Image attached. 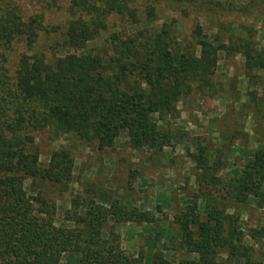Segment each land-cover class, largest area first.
I'll return each instance as SVG.
<instances>
[{
  "label": "trees",
  "instance_id": "obj_1",
  "mask_svg": "<svg viewBox=\"0 0 264 264\" xmlns=\"http://www.w3.org/2000/svg\"><path fill=\"white\" fill-rule=\"evenodd\" d=\"M163 1L0 0V264H60L66 253L76 264H143L145 254L129 253L121 234L106 230V223L109 216L115 222L153 223L157 214L127 206L117 215L81 191V199L74 198L65 213L74 224L58 225V197H52V188L67 192L76 158L71 146L61 144L43 164L36 136L38 131L50 138L71 133L103 148L125 133L133 149L172 146L171 120L180 117L178 102L213 86L219 51L229 46L226 39L209 38L200 22L190 32L192 40L188 32L181 37L185 33L176 16L156 24L170 9L187 17L202 11L206 17L213 0ZM58 7L64 14L55 20ZM113 19L122 26L107 31ZM234 47L264 67V55L251 39L240 38ZM253 115L258 122L260 114ZM197 144L196 151H187L197 191L169 227H181L182 244L199 256L172 263L155 252L153 264H220L223 253L230 261L250 257L236 210L251 195L264 205V146L256 148L239 173L227 176L228 150ZM27 178L40 182L42 192L31 189L37 196L25 189ZM172 199L164 198L163 204Z\"/></svg>",
  "mask_w": 264,
  "mask_h": 264
},
{
  "label": "rangeland",
  "instance_id": "obj_2",
  "mask_svg": "<svg viewBox=\"0 0 264 264\" xmlns=\"http://www.w3.org/2000/svg\"><path fill=\"white\" fill-rule=\"evenodd\" d=\"M215 1L206 17L202 11L200 15L194 13L187 17L179 10L170 9L156 23L162 26L166 18L176 16L180 19L178 27L185 33L181 37H187L188 32L189 40H192L190 32L195 23L200 22L209 38L217 37L219 42L226 39L229 46L219 51L213 86L205 88L203 93L194 90L178 102L180 117L171 120L175 133L172 146H166L162 151L147 147L133 149L126 134L122 133L114 145L102 148L96 142L84 144L71 133L50 138L48 132H37L36 140L43 164L48 163L52 150L61 144L71 146L76 158L74 180L67 192L59 193L52 188V197H58V225L74 224L66 220L65 213L73 206L74 198L81 199L77 197L78 193L85 191L84 194L90 195V200H93L91 203L112 207L117 215L130 209L127 206L149 209L157 214L158 220L153 223L115 222L111 216L106 223V230L115 228L121 234L122 245L129 253L135 256L145 254L143 264H153L155 252L172 263L198 258L199 252L188 251L182 244L181 227H169L175 213L187 206L198 188L193 172L194 161L187 151H196L197 143L201 141L210 144V147L218 146L223 152L228 150L227 155L225 153L228 162L223 172L230 176L239 173L256 148L264 146V105L261 104L264 102V67H258L249 55L234 50L240 38L246 37L264 55V0H218L221 5H215ZM232 2L241 6V10L233 7ZM209 6L212 3L209 2ZM63 12L58 7L53 18L57 20ZM117 26H122L121 21L113 19V27L111 25L107 31ZM52 54L48 53L49 56ZM249 73L254 76L250 77ZM256 113L260 114L258 122L252 119ZM257 125L258 132L255 133ZM24 184L33 196L39 192L35 193L32 188L43 190L36 178H27ZM94 188L99 191L96 193ZM170 196H173L172 203L163 204V199ZM200 201L203 205L204 201ZM212 205L218 208L215 203ZM236 211L240 215L239 226L244 231L245 242L251 250L250 257L235 256L230 261L223 253L218 258L220 264H264V205L259 206L258 198L251 195L247 203ZM230 213L236 214L232 208ZM110 246L113 247V244ZM60 264H76L75 258L66 253Z\"/></svg>",
  "mask_w": 264,
  "mask_h": 264
}]
</instances>
